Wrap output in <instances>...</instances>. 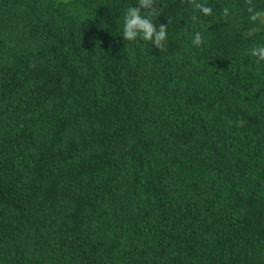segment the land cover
I'll return each instance as SVG.
<instances>
[{
    "label": "trees",
    "instance_id": "obj_1",
    "mask_svg": "<svg viewBox=\"0 0 264 264\" xmlns=\"http://www.w3.org/2000/svg\"><path fill=\"white\" fill-rule=\"evenodd\" d=\"M157 2L0 0V264H264V23Z\"/></svg>",
    "mask_w": 264,
    "mask_h": 264
},
{
    "label": "clouds",
    "instance_id": "obj_2",
    "mask_svg": "<svg viewBox=\"0 0 264 264\" xmlns=\"http://www.w3.org/2000/svg\"><path fill=\"white\" fill-rule=\"evenodd\" d=\"M193 10L204 16H211L213 9L201 3L200 0H190ZM249 7L250 20L264 23V11H258L252 5V0H247ZM225 16L229 14L228 8H223ZM161 14V6L157 0H137V4L129 6L123 18L122 37L125 41L134 42L137 39L146 41L154 45L157 49L163 51L165 42L168 39V24L154 23ZM193 19H196L194 16ZM193 45L200 47L203 44V37L200 32H196L192 40ZM248 54L257 59V62L264 61V44H258L251 47Z\"/></svg>",
    "mask_w": 264,
    "mask_h": 264
}]
</instances>
